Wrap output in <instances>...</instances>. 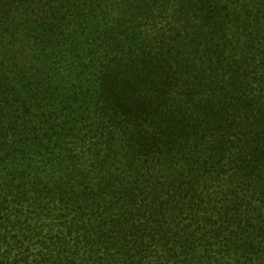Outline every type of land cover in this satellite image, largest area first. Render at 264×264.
<instances>
[{
  "label": "trees",
  "instance_id": "16d2710c",
  "mask_svg": "<svg viewBox=\"0 0 264 264\" xmlns=\"http://www.w3.org/2000/svg\"><path fill=\"white\" fill-rule=\"evenodd\" d=\"M0 264H264V0H0Z\"/></svg>",
  "mask_w": 264,
  "mask_h": 264
}]
</instances>
